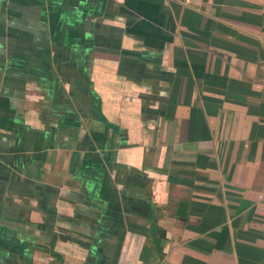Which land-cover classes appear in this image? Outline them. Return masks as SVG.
<instances>
[{
    "label": "crops",
    "instance_id": "obj_1",
    "mask_svg": "<svg viewBox=\"0 0 264 264\" xmlns=\"http://www.w3.org/2000/svg\"><path fill=\"white\" fill-rule=\"evenodd\" d=\"M0 264H264V0H0Z\"/></svg>",
    "mask_w": 264,
    "mask_h": 264
}]
</instances>
